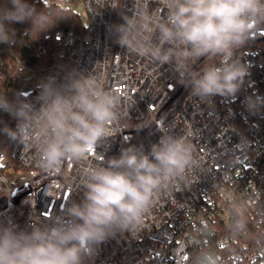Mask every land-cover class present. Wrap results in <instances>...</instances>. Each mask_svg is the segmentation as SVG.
<instances>
[{"label": "built area", "instance_id": "built-area-1", "mask_svg": "<svg viewBox=\"0 0 264 264\" xmlns=\"http://www.w3.org/2000/svg\"><path fill=\"white\" fill-rule=\"evenodd\" d=\"M136 3L85 0L83 31L56 34L65 65L41 81L55 76L60 82L72 68L93 71L120 97L113 141L97 152L119 156L129 145L147 150L158 142L156 123L163 119L174 134L186 136L196 163L160 190L137 227L100 245L92 264H264V111L251 115L242 103L247 94L264 95V24L254 27L248 43L234 54L250 64L235 102L221 97L202 101L177 82L169 66L127 53L116 43L112 26L123 23L121 14H130ZM148 6L155 10L159 4L148 0ZM218 62V57L201 58L193 71ZM41 81L25 92L24 79L19 92L37 108ZM98 162L93 152L86 161L65 160L58 170L45 171L32 146L13 141L9 152L0 147V200L7 199L0 221L27 227L52 219L83 199L81 170Z\"/></svg>", "mask_w": 264, "mask_h": 264}, {"label": "clouds", "instance_id": "clouds-1", "mask_svg": "<svg viewBox=\"0 0 264 264\" xmlns=\"http://www.w3.org/2000/svg\"><path fill=\"white\" fill-rule=\"evenodd\" d=\"M157 2L154 10L148 0H137L130 14L120 13L123 23L112 26L116 43L127 53L169 66L193 97L235 102L250 64L234 54L248 43L254 27L264 24V0ZM41 4L37 8L29 0H2L0 44H16L14 24H28L26 34L35 33L38 39L68 18L53 0ZM204 57H218L219 62L194 72V62ZM38 88V108L26 93H16L14 101L0 94V111L16 121L14 129L4 124L0 133L32 146L45 171L58 170L65 160L86 161L93 152L99 162L81 170L83 199L64 206L52 219L27 227L0 221V264H92L100 245L137 227L160 190L195 165L192 145L162 119L156 123L159 140L147 150L129 145L119 156L108 157L97 148L113 141L121 99L99 76L72 68L62 81L50 76ZM242 103L251 115L264 111V95L256 92L245 95Z\"/></svg>", "mask_w": 264, "mask_h": 264}, {"label": "trees", "instance_id": "trees-1", "mask_svg": "<svg viewBox=\"0 0 264 264\" xmlns=\"http://www.w3.org/2000/svg\"><path fill=\"white\" fill-rule=\"evenodd\" d=\"M2 2V0H0ZM37 8L42 7L41 0H29ZM53 3L58 7L67 19L59 21L54 28L42 33L37 39V34H26L28 24H14L16 29V44L8 46L0 44V94H7L10 101L17 99L24 81V69L20 61L34 69L36 74L44 77L59 70L65 65V61L59 56L60 41L56 34L59 30L83 31L84 26L79 16L71 9L63 8L57 0ZM50 70L44 73V70ZM7 124L11 128L16 127V121L6 112L0 111V128ZM12 140L0 133V147L9 152Z\"/></svg>", "mask_w": 264, "mask_h": 264}, {"label": "rangeland", "instance_id": "rangeland-1", "mask_svg": "<svg viewBox=\"0 0 264 264\" xmlns=\"http://www.w3.org/2000/svg\"><path fill=\"white\" fill-rule=\"evenodd\" d=\"M57 2L61 7L73 10L79 16L83 26L87 24L88 14L85 6V0H57ZM49 72V69L44 70V73L46 74ZM43 78V75L36 74V71L32 68H30L29 72L24 71V79L27 80V84L25 85L24 91L28 92L29 90H31ZM210 255L214 260H216L215 252H210Z\"/></svg>", "mask_w": 264, "mask_h": 264}, {"label": "water", "instance_id": "water-1", "mask_svg": "<svg viewBox=\"0 0 264 264\" xmlns=\"http://www.w3.org/2000/svg\"><path fill=\"white\" fill-rule=\"evenodd\" d=\"M31 191H30V189L29 190H27L25 193H30ZM21 197V195H18V196H15L14 198H13V201L15 202V203H17L18 201H19V198ZM7 205V199L6 198H3V199H1L0 200V209L1 208H3V207H5Z\"/></svg>", "mask_w": 264, "mask_h": 264}, {"label": "snow or ice", "instance_id": "snow-or-ice-1", "mask_svg": "<svg viewBox=\"0 0 264 264\" xmlns=\"http://www.w3.org/2000/svg\"><path fill=\"white\" fill-rule=\"evenodd\" d=\"M44 2H47V0H44Z\"/></svg>", "mask_w": 264, "mask_h": 264}]
</instances>
